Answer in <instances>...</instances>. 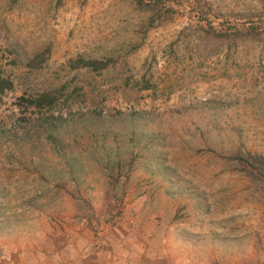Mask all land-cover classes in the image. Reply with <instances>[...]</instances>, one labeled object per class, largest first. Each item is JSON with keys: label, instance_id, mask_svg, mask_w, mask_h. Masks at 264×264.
I'll return each instance as SVG.
<instances>
[{"label": "rangeland", "instance_id": "374dc122", "mask_svg": "<svg viewBox=\"0 0 264 264\" xmlns=\"http://www.w3.org/2000/svg\"><path fill=\"white\" fill-rule=\"evenodd\" d=\"M0 67V264H264V0H0Z\"/></svg>", "mask_w": 264, "mask_h": 264}, {"label": "trees", "instance_id": "16d2710c", "mask_svg": "<svg viewBox=\"0 0 264 264\" xmlns=\"http://www.w3.org/2000/svg\"><path fill=\"white\" fill-rule=\"evenodd\" d=\"M84 62L85 66H91L94 70H104L108 67L107 62H102V61H92L90 63L86 61H81ZM12 89V82L6 79L3 75L2 69L0 67V94H3L6 91H9Z\"/></svg>", "mask_w": 264, "mask_h": 264}]
</instances>
